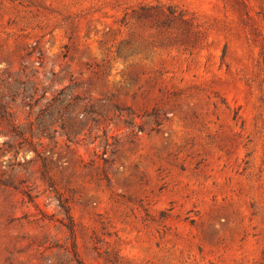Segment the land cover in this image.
<instances>
[{
    "label": "rangeland",
    "instance_id": "374dc122",
    "mask_svg": "<svg viewBox=\"0 0 264 264\" xmlns=\"http://www.w3.org/2000/svg\"><path fill=\"white\" fill-rule=\"evenodd\" d=\"M0 264H264V0H0Z\"/></svg>",
    "mask_w": 264,
    "mask_h": 264
}]
</instances>
